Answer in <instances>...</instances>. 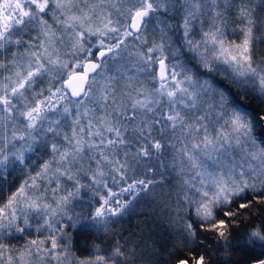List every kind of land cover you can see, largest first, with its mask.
Masks as SVG:
<instances>
[{
  "label": "snow or ice",
  "instance_id": "obj_1",
  "mask_svg": "<svg viewBox=\"0 0 264 264\" xmlns=\"http://www.w3.org/2000/svg\"><path fill=\"white\" fill-rule=\"evenodd\" d=\"M0 264H264V0H0Z\"/></svg>",
  "mask_w": 264,
  "mask_h": 264
},
{
  "label": "trees",
  "instance_id": "obj_2",
  "mask_svg": "<svg viewBox=\"0 0 264 264\" xmlns=\"http://www.w3.org/2000/svg\"><path fill=\"white\" fill-rule=\"evenodd\" d=\"M141 219L138 217V214L133 213L131 218L129 216H125L123 221L117 225V230L126 233V234H133L136 233L138 230L136 228V225L138 223H141ZM74 231H77L76 229H73ZM86 239H91L94 236V233L92 232H85Z\"/></svg>",
  "mask_w": 264,
  "mask_h": 264
},
{
  "label": "rangeland",
  "instance_id": "obj_3",
  "mask_svg": "<svg viewBox=\"0 0 264 264\" xmlns=\"http://www.w3.org/2000/svg\"><path fill=\"white\" fill-rule=\"evenodd\" d=\"M164 192H167V188L163 189ZM37 234L33 233V238L36 236ZM72 235H73V239H74V249L78 252V254H83V250H82V243L84 240H86V234H79L77 231L72 230ZM18 244H22L23 240H18L15 241Z\"/></svg>",
  "mask_w": 264,
  "mask_h": 264
}]
</instances>
